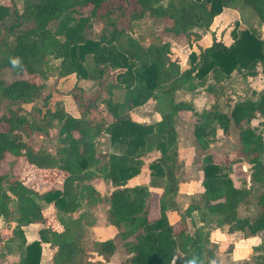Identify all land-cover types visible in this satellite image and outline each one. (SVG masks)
Instances as JSON below:
<instances>
[{
  "label": "trees",
  "instance_id": "obj_1",
  "mask_svg": "<svg viewBox=\"0 0 264 264\" xmlns=\"http://www.w3.org/2000/svg\"><path fill=\"white\" fill-rule=\"evenodd\" d=\"M225 8L247 9L264 24V0H36L25 3L21 11L13 3H0V101L11 104L0 111V218L15 224L12 238L17 236L23 248L22 258L5 252L12 264H40L42 244L48 245V264L110 261L117 248L115 240L95 241L89 234L96 221L93 210L102 196L88 182L100 174L111 188L106 221L121 241L125 257L119 264H211L214 253L206 224L246 237L264 230V93L258 100L236 101L221 86L234 73L255 77L259 67L264 77V38L236 25L230 45L213 38L209 47L188 54V67L182 70L171 59L168 42L136 40L124 36L118 26V14L127 15L129 22L164 20L165 32L174 39L189 40L196 31L207 30ZM91 18L107 32L102 29L97 38L88 36ZM8 20L13 22L4 26ZM23 22L28 26L7 40V34ZM50 58L59 61L60 77L95 81L98 91L105 92L108 97L99 118L90 116L95 98L84 97L80 90L74 98L78 118L68 114L62 102L54 110L32 105L24 115L12 109L13 105L23 108L42 91L43 84L31 77L45 76ZM198 89L208 96L201 111L183 100L174 101L176 92ZM114 92H122L120 100L113 99ZM50 98H44L45 105ZM151 100L163 105L157 111L160 119L132 121L129 113ZM220 100L227 112L220 108ZM183 111L196 117L193 136L202 151H207L218 131L227 136L234 126L236 160L248 165L250 172L248 185L235 187L226 171L234 160L225 156L218 163L212 154H205L199 204L180 213L174 200L179 185L175 119ZM256 119L258 127L251 125ZM53 127L58 128L61 144L57 156L30 144L33 132L47 133ZM101 135L122 151L108 154L106 165L97 169L96 140ZM10 158L64 172L60 188L43 192L27 188L17 177L2 172L1 162ZM147 160L150 186H129ZM150 188L161 191L155 218L150 212ZM49 205L61 214L60 231L45 226L43 212ZM193 211L198 212L202 226L189 233L186 218ZM30 224L44 227L37 240L27 243L22 227ZM244 264H264V242L253 247Z\"/></svg>",
  "mask_w": 264,
  "mask_h": 264
},
{
  "label": "rangeland",
  "instance_id": "obj_2",
  "mask_svg": "<svg viewBox=\"0 0 264 264\" xmlns=\"http://www.w3.org/2000/svg\"><path fill=\"white\" fill-rule=\"evenodd\" d=\"M29 1L35 2L36 0H0V3L4 5H11V3H13L17 10L21 11L25 3ZM82 12L86 14L87 9H84ZM12 22L13 21L8 20L4 26H7ZM236 25H238L240 28L252 29L262 38H264V31L261 24L259 23L256 16L249 10H245L243 12L241 15V24L239 25V23H237L235 26ZM0 26H3V24H0ZM27 26L28 23L23 22L20 26L14 29L13 33H8L6 39L11 40L14 34H19ZM89 26L90 27L87 30V34L90 37L97 38L103 32V25L100 24V22L95 18H91L89 20ZM118 26L124 30V36H129L136 40L141 39L144 40V42H149L150 40L168 42L171 48V59L177 61L178 63L180 62V56L183 57L184 54L188 53V48L185 46L187 39H174L170 34L165 32L164 29L168 26V24L164 20L153 22L143 18L129 22L127 15L118 14ZM103 30L104 32H107L105 29ZM193 37L194 36H192V38ZM172 40H176V44L173 43L172 45ZM175 53L177 54V58L174 57ZM48 62V69H46L45 76L31 77V80L34 82L43 84L42 91L33 100V102L24 104L23 108L20 109L16 105H13L12 109L18 111L21 115H24V111L28 110L32 105L38 109L48 108L50 110H54L56 105L61 103L63 96L70 95L72 97L69 98L70 105H64L65 110L70 113L71 106L76 104L74 98L79 95L80 90L82 91L81 95L84 97L95 98V105L90 111V116L94 119L99 118V116H101L100 110H102L104 107V100L107 99L108 96L105 94V92L98 91L97 83L93 81L90 87L87 86L83 90L77 86L78 80L74 75H69L67 77H60L58 75V60L50 58ZM87 62L90 63L89 58ZM257 70L258 75L255 77L242 78L239 74L234 73L230 80L221 83L225 95L231 96L236 101L258 100L259 96L264 93V77L261 73V68L259 67ZM48 95H51V98L48 100L47 105H45L44 98ZM121 97L122 92H114V100H120ZM180 100L191 104L193 109L199 112L207 106L208 96H206L204 91L201 89H198V91L195 93L179 91L174 94V101ZM10 105L11 104L9 101H0V111L1 109ZM219 105L222 111H228L224 107L222 100L219 101ZM160 107H163V105L157 103L154 100L149 101L148 105L142 109L147 116L146 120H149L150 122L153 121L154 113H156ZM32 117L35 119L38 118L37 114H34V116L32 115ZM195 121L196 117L190 111L179 112L175 119V129L177 132L178 142L177 180L179 185L178 192L174 197V200L177 204L176 210L180 213H183L190 206L199 204L202 193L201 164L203 156L207 153L212 154L218 163H220L225 156H228L234 160V163L226 169L233 181L234 186L241 187L243 185H248L250 168L245 163L236 160L238 134L234 126H231L227 136L222 135L221 132L218 131L217 137L211 142L207 151H202L197 145L193 136V127ZM258 122V119L253 120L251 125L258 127ZM107 140V137L104 135L99 136L96 140V154L99 162L97 169L103 165H106L108 154L115 151H122L114 148L113 146H108ZM59 142L60 139L58 137L57 127L50 128L47 133L35 131L32 133L30 138V144L32 147L35 149L42 148L54 156H57L60 151L61 144ZM148 162V160L144 162L139 175L128 181L129 186H150V178L147 170ZM1 169L3 173L6 172L5 174H8L11 177H17L18 179L23 177L24 182H31L27 183V185L31 188L35 187V185H32V182L45 184V189L43 191L60 186L63 180L62 175L54 170L35 169L34 167L29 168L22 160H13L11 158L2 162ZM92 181L93 186L101 194L102 200L93 210L96 221L94 225L89 228V234L91 239L95 241L114 239L117 248L114 255L107 264H119L125 257L121 249V241L116 237V230L114 227H112L106 221V211L108 209V202L106 198L110 188L107 186L105 181H103L101 174ZM37 188L41 191L39 187ZM150 192V212L151 217L155 218L158 214L157 200L160 190L150 188ZM85 209L86 208L84 206L81 208V210ZM56 215L58 219L61 218L60 213ZM172 216V211L167 212V217L169 220H171ZM186 221L189 233L194 232L196 228L202 226L197 211L191 212L186 218ZM14 226L15 224L12 222L0 223V228L2 229V238L0 240V264L6 263L8 255L5 252L10 251L8 246H17L19 244L17 236L13 234L15 238H12V230ZM204 229L205 231L209 232V248H211L215 256L214 264H244L251 254L253 247L264 242V230L254 237H246L238 232L233 234L222 232L211 224H206ZM3 251L4 253H1Z\"/></svg>",
  "mask_w": 264,
  "mask_h": 264
},
{
  "label": "crops",
  "instance_id": "obj_3",
  "mask_svg": "<svg viewBox=\"0 0 264 264\" xmlns=\"http://www.w3.org/2000/svg\"><path fill=\"white\" fill-rule=\"evenodd\" d=\"M245 10H247V9L236 11L233 9L225 8L222 10V12L220 14L216 15L213 18V20H212V22H211V24L207 30L196 31L197 36L196 35H190V38H189V40H186V45H185L186 48H188V53L184 54L183 57L180 56V58H179L180 68L183 70V69H186L188 67L187 56L190 52L194 51L195 53H198L199 49L209 47L212 43L213 38H215L216 41H221L226 46L230 45L232 43L230 33L234 29L235 24H237V23H239V25L241 24V15L243 14V12ZM261 26H262V29L264 31V24H261ZM192 36H194V37L192 38ZM173 43L176 44L175 40H172V45H173ZM177 54L179 55L178 52H177ZM177 54L175 53V55H174L175 58H177ZM92 83H93V81H91V80H78L77 86L84 90L87 86L90 87L92 85ZM69 98H72V97L70 95L62 97L61 102L63 104V107H64V105L66 106V104L70 105ZM148 103H146L145 105H143L141 107L134 109L132 112L129 113V116H130L132 121L137 122V123H154L160 119L158 112H156V113H154L153 121L150 122L149 120H146L147 116L143 112L142 109H144L148 105ZM65 111L67 112V110H65ZM67 113L70 114L71 116L75 117V118H78L79 112L77 110L76 104L72 105L71 106V112L70 113L67 112ZM104 136L107 137V139H108L107 135H104ZM107 145L111 146L109 139L107 140ZM2 162H4V161H2ZM2 162H1V165H2ZM31 166L34 167L35 169H41V168H37L33 165H31ZM27 167L32 168V167H30L29 164H27ZM54 171L60 173L62 175V177L64 178V176H65L64 172L58 171V170H54ZM23 179L24 178L21 177V178H19V181L24 186L32 189L33 191H38L37 187H39V189H41V191H43L45 189V184H38L36 182L35 183L32 182L33 183L32 185L33 186L35 185V187L31 188L27 185V183H31V182H29V181L24 182ZM105 183L107 184V182H105ZM90 184L93 186L92 180L90 181ZM60 186H61V184H60ZM60 186H57L56 188H60ZM107 186L109 187L108 184H107ZM110 190H111V188H110ZM56 214H59V212L53 207V205H49V207H47V209L44 210L43 215L47 220L45 226H49L56 231H60L62 229V227L59 223V219L57 218ZM0 223H4L1 218H0ZM43 227H44V225H42V224H30L27 226H23L22 230H23V233H24V236H25L27 243L32 242L34 240H37L38 239V231ZM1 230L2 229L0 228V231ZM47 247H48L47 244H42V253H41L40 264H48ZM8 249L10 250L9 253L11 254L9 256H13V258L20 256V258H22L23 248L21 247L20 244H18L17 246H8ZM9 256L7 257L5 264H12V259H11L12 257H9ZM211 264H214V260L212 261Z\"/></svg>",
  "mask_w": 264,
  "mask_h": 264
}]
</instances>
